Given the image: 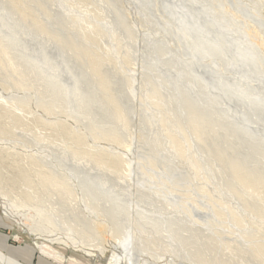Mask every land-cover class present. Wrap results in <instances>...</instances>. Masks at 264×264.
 Masks as SVG:
<instances>
[{
	"label": "rangeland",
	"instance_id": "374dc122",
	"mask_svg": "<svg viewBox=\"0 0 264 264\" xmlns=\"http://www.w3.org/2000/svg\"><path fill=\"white\" fill-rule=\"evenodd\" d=\"M25 1L26 5L24 6L27 8L26 11H29L28 15L42 22L51 32L63 36L67 41H70V44L61 46L53 41L50 38L51 36L36 34L29 28L28 21L20 22L17 14L8 16L7 14H9L11 9L7 6L6 0H0V28L3 30L2 33H11L15 37V45L11 47V52L18 57L25 56L27 58V55H30L35 62H38V66L44 75L54 77L58 83L68 89L70 94L73 87V78L79 80L81 84H86L93 79L87 63L75 53L76 47L82 50L85 48L88 51H94L98 58L104 60L102 70L113 81L111 94L117 98V103L128 112V117L132 116V119L128 129L122 131L124 139H126L124 145L116 144V142L110 140H95L94 133H90L88 128L94 123L96 127L104 126L109 129L113 122V118L109 114L110 106L105 110L100 104L93 103L89 107L94 114V120H90L81 113L82 109L75 108L71 97L65 100L64 106L56 107L51 112L39 106L35 96L33 97L32 95L26 97L24 104L16 103L15 100L21 99V95L24 97L23 94L28 92L17 90L13 82L9 83L5 75L0 73V189L2 193L11 197L16 195L21 197L24 193H32L34 196H38L40 199V202H38L45 207L46 213L49 211L56 212L54 214L57 216L53 219L56 228L65 231L66 227L61 220L62 216L64 217L63 220H69L70 223L75 220L76 228L79 227L77 224L81 222V219L88 224L95 221L93 215H96L98 219L103 218L93 210L91 202L86 199L87 196L83 192V184H86L85 179H88L89 184L92 183L98 187H104L110 195L114 196L116 203H121L127 208L126 216H120L121 214L119 213L120 219H118V223H122L124 228L126 222L132 218L133 224L136 225L137 235L140 238L138 242L140 248L147 249L152 255H161L163 257L162 260H159L160 262L154 261L155 263H165L169 254L180 252L179 246L172 243V239L169 238L168 234L163 232L162 235H159L152 232L151 226L155 217L165 216L170 219H179L184 226L192 230L197 229L213 238L212 240L215 242L214 254L217 252L220 258L228 255L227 259L233 260L234 264H247L235 255L236 251L233 248V244L229 242L234 243L238 247H246L248 244L242 235L252 234L254 244L257 246L264 244V219L259 220L258 215L246 211L234 194L227 192L221 187L220 174L212 172L209 168L202 170L200 180L190 174L193 172L190 169L192 167L190 166L189 168L190 164L187 159L195 158L202 163L206 161V155L199 152L198 145L193 138L186 136L184 141L186 152H184L185 157L182 158L174 153L168 137H163L168 127L172 130L174 129L173 124L178 122V120L181 121L179 123L183 126L186 123L185 118L180 115L182 105L177 100V96L182 93L179 94V91L186 92L192 99L202 101H207L208 97L215 93V90L210 87L203 89L197 87L190 77L191 82L185 83V78L183 77L178 81V84L184 86V90L179 88L175 82H171L172 78L169 74H178L180 70L185 68L189 69L191 73L201 74L200 67L195 64H187L185 60L180 58L181 56H178L179 48L171 47V50L165 51L161 57L151 53V44L146 50L144 49L142 40L144 35L151 29L153 32H160L158 29H163L161 17H168L175 21L174 17H169L166 11H162L164 6L171 5L170 1L138 0L141 8H143L150 19L141 25L143 27L140 28H138V24H134L129 20L125 7L118 10L119 15L124 17L127 25L135 30L136 38L131 41H128L123 29L116 26L119 15L114 14L113 7L120 4L117 0H39L40 4H43L46 8L45 11L41 10L33 2L34 0ZM218 1L219 6L215 11V15L221 17L219 19L223 24L227 23L230 26L229 38L242 42L244 49H248L251 43L255 46V51H252L253 60L250 63L249 72L255 76L264 75V41L256 38L249 39V33L245 29V25L249 28L250 24H254L264 30V0ZM178 3H180L182 10H193L194 5H197L198 11L201 12L200 5L196 2H180L178 0ZM235 5L238 6V9L235 8ZM3 7H7V10L5 11ZM239 7L243 11H240ZM231 8L237 10L238 15L245 12L247 16L241 15V17H246L244 21L241 17L239 19L233 18L235 20L233 21L232 17L228 16L226 12V10H229L234 13ZM197 16L200 17L199 14ZM82 18H84V21L96 22L98 26L96 28H88L83 24ZM197 24L203 27L205 24L204 19H199ZM165 33L167 36H163V38L168 39L163 40L173 41L175 39L171 29ZM197 33L195 31L189 35L187 33L181 34L182 38L180 40L182 42L191 41ZM112 34L116 36V41L111 39ZM85 37L93 39L94 42H88ZM147 38L151 39V37ZM211 39L210 37L209 41ZM252 40L255 41L252 42ZM175 42L179 43L177 40ZM218 44L221 50V63L231 64V58L234 55L233 47L225 42H218ZM172 45L174 46L175 44L172 43ZM117 51L119 54H117ZM125 55L130 59L127 62L123 59ZM136 55L141 58V65H138L135 76L133 74V63L135 64L134 58ZM43 56L46 62L42 59ZM162 58H168L172 62L171 67H169L170 71L167 74H160L161 66L159 65V60ZM147 65L150 66L152 72L146 74L143 71V67ZM1 71L7 72L8 70L3 69ZM157 74L167 81L168 92H166L164 86L158 85ZM133 76L136 77V80H134L136 87L132 88V93L129 86H126L125 83L130 77L133 79ZM234 78L237 79L233 74L225 70L223 65L216 70L213 76L211 74L205 75L207 83H211L208 81L212 79L213 81L218 80L223 86L236 84L235 87L222 91L217 102L208 106L223 111V115L229 120H233V123L242 126L250 134L264 139V93L260 94L246 85L241 87L233 82L232 79ZM151 87L159 88V93L164 92L165 96L174 94L173 99H176V101L171 99L165 102L162 109L149 103L148 93H151ZM88 90H90L89 95L93 97L95 89L88 87ZM105 98L107 99L106 96ZM253 101H257V105H253ZM148 106L151 108H148ZM143 107H146V111L141 114V108ZM160 111L163 116L169 119L168 124L162 123V125L156 119L158 118L157 114L161 116ZM69 113L74 114L75 118H72ZM149 118L152 119L151 122H149ZM145 125L148 126L145 127ZM76 135L81 136L82 141L76 142L73 140ZM130 137H134L132 139L133 148L128 152L125 145L131 142ZM148 149L157 153L156 159H160V157L165 159L169 167L177 165L172 166L176 167L177 171L180 170L177 173L178 175L174 173V176L177 175V177L172 180L167 179L166 175L161 173L160 167H164L161 166L160 160L159 164L153 168L154 174H152L153 176L159 174V178L158 176L147 178L141 173L134 175L136 162L146 156ZM112 154L117 155L115 159L109 156ZM119 156L123 160L132 163V170L134 171L132 176L129 177L126 174V166L124 165L126 161L122 163ZM185 159L186 161H184ZM104 167H114L115 170L114 172H108V169L106 170ZM48 169L60 170L58 176L68 179L67 182L58 180L55 184H69L71 188L70 194L59 192L54 188V185L48 186L47 191H37L41 187L40 182L38 183L36 172L41 171L44 175ZM24 173H29L30 183H27L23 177ZM101 175L104 178L103 180H101ZM189 176H192V178ZM163 179L169 182L166 185L169 190L172 187L174 188L173 191L176 194L172 196L169 194V197L171 196L174 199L173 204L165 196L166 193H169L168 189L163 187L160 191H156L158 185L164 184ZM206 179H208V183H206ZM172 181H175V183H170ZM130 185L133 188H130ZM202 188L208 192L211 198L219 199L221 208H234L237 211L241 223L239 227L231 225V219L227 215H224L223 220L214 218L212 209L199 191ZM216 188H218L219 192L216 191ZM126 190L130 191L132 196L130 194L126 196ZM162 199L168 200L170 205ZM192 199L199 201L203 208H192ZM101 201L105 200L100 199L96 203L99 204ZM109 203L111 205L110 201ZM136 203L139 214L133 210ZM103 204V202L100 203V205ZM106 207L107 205L104 206V208ZM184 207L190 210V213L197 219L209 218L211 220L209 221L210 224H200L190 220L189 215L183 209ZM0 212L6 219L15 241L29 242L38 252L65 264H102L94 262L83 253L73 251L62 243H52L45 239L33 240L21 225L3 214L1 207ZM140 214L146 216L147 219L142 218ZM139 224L142 225L140 226ZM89 232L91 234L88 233L86 235L87 239L93 241L102 240L99 234L89 238L88 236L93 234L91 230ZM107 233L105 235L108 239L110 233ZM148 236L152 241L146 243ZM226 241L229 248L224 247ZM167 244L171 246L172 251L166 248ZM217 254L215 255L219 258ZM144 257L152 260L149 254H144ZM150 260L149 263L154 264ZM176 263L193 264L187 260L183 261L180 259H177Z\"/></svg>",
	"mask_w": 264,
	"mask_h": 264
},
{
	"label": "bare ground",
	"instance_id": "6f19581e",
	"mask_svg": "<svg viewBox=\"0 0 264 264\" xmlns=\"http://www.w3.org/2000/svg\"><path fill=\"white\" fill-rule=\"evenodd\" d=\"M6 1L7 6L11 9L9 14H7L8 16H14L17 14L18 20L22 23L28 21L30 26L29 28H31L36 34L51 36L50 38L61 46H68L70 44V41H67V39L63 38V36L51 32V30L48 29L42 22H39L34 17L28 15L29 11H26L27 8L24 6L26 5L25 0ZM117 1L120 4L113 7L114 14L119 15L118 10H121L125 7L129 20L134 24H138V28L143 27L141 25L147 22L149 16L146 14L143 8H141L140 1ZM169 1L171 5L163 4L166 6L163 7L162 11H166L169 17H174L175 21H172V19H169L168 17H161L163 29H158L160 32H153L151 29L146 35H144L142 38L144 42V49L146 50L151 44V53L161 57L164 55L165 51H168L169 49L171 50V47L179 48L180 50H178V56H181L180 58L185 60V63L190 65L195 64L197 67H200L201 74L199 73V75L191 73L189 69L185 68L180 70L178 74L171 75L170 73L169 75L172 78L171 82L178 84V81L181 79V77H183L185 78V83H187L189 81L191 82V78L197 87L202 89L205 87H210L211 89L215 90V93L212 96H209L207 101H202L198 99H192L186 92L179 91V94L182 93L180 96H177V100H179L182 105L180 108V115L185 118L186 123H184L183 126L181 123H179L181 121L178 120V122L173 124L174 129L172 130L168 127L163 137H168V141L170 142L174 153L182 158L185 157L184 152H186V146L184 143L186 136L193 138L198 145L199 152L206 155V161L202 163L195 158L187 159L190 164H188L189 168L190 166L192 167L190 169H192L193 173L190 174H192L198 180L201 179L202 175L200 174L205 168H209L212 172L220 174L221 187L227 192L234 194L246 211H249L251 214L258 215L257 217L260 218L258 219L262 220L264 219V139H260L259 137L250 134L242 126L238 125L237 123H233V120H229L223 115V111L208 106L217 102L222 91L233 88L236 84L233 83L231 86H223L218 80L213 81L210 79L208 82L211 83H207L205 81V75L211 74V76H213L216 70L223 65L225 70L237 78L232 79L233 82L237 83L241 87L246 85L254 91L263 94L264 75L261 74L259 76H255L249 72L250 63L253 60L252 51H255V46L253 43H251L248 49H244L242 42H238L229 38L228 34L231 31L230 26L226 22V24H223V22L219 19L221 17L215 15V11L219 6L218 0H179L180 2H196L198 5H200L201 12L198 11L197 5H194L193 10H182L178 0ZM33 2L38 5L41 10L45 11L46 8L43 4H40L39 0H34ZM237 7L238 6L235 5V8ZM3 8L5 11L7 10V7ZM239 10L243 11L241 8ZM232 11L234 13L226 10L228 16L232 17L233 21H235L233 18L239 19L241 15L247 16L245 15V12L241 15H238V11L234 8ZM197 14H199L200 17H198ZM244 16L241 17L243 21L246 18ZM199 19H204L205 24L203 27L198 26L197 21ZM82 22L88 28H96L98 26L96 22L92 23L84 21V18H82ZM116 26H119L123 29L128 37V41L134 40L136 38L135 30L131 26L127 25L122 15H119V19L116 21ZM249 28L245 25V29L249 33V39L256 38L264 41V30L261 27L258 28L256 25L250 24ZM170 29L172 30L175 39L173 41L163 40L168 39L163 38V36L166 37L167 34L165 32H168V30L170 31ZM195 31L198 33L195 34L193 40L186 42H182L180 40L182 38L181 34L187 33V35H189ZM2 32L3 30L0 28V70L7 69L8 71H1L0 73L5 75L9 83L13 82V84L17 87H15L17 90H24L28 92L23 94L24 97L21 95V99L15 100L16 103L18 102L24 104V101L27 99L26 97L32 95L33 97L35 96V100L39 106H41L46 111L51 112L56 107L64 106L63 103L65 100H67L68 97H71L74 101L73 105L75 108L79 110L82 109L81 113L90 120H94V114L89 107L93 103L100 104V106L104 107L105 110L108 108V106H110L109 114L113 118L112 126L107 129L104 126L96 127L94 123H92L91 127L88 128V131H90V133H94L95 140H110L116 142V144H125L126 139H124L122 131H126L129 125H131L132 116L128 117V112L117 103V98L111 94V91L113 90V81H111L107 74L102 70V65L104 63L103 59L98 58L97 54H95V52L92 50L88 51L85 48L82 50L76 47L75 53L87 63L89 66L88 70L91 71L90 74L93 79H91V81L87 82L86 84H81L79 80L73 78V87L69 94L68 89L58 83L54 77L44 75L38 66V62H35L30 55H27V58L25 56L18 57L13 52H11V47H14L15 45V37L11 33L3 34ZM147 37H151V39ZM210 37L212 38L211 41H209ZM85 38L88 42H94V40L91 38ZM111 39L113 41L117 40L114 34H112ZM175 40H177L179 43H176ZM217 41L225 42L227 45L233 47L234 55L231 58V64L221 63V50ZM253 41L255 40H252V42ZM172 43L175 45L173 46ZM117 54H119L118 51ZM42 59H44V62H46L44 56ZM123 59L125 62L130 60L127 58V55H125ZM134 59L135 64L133 63V74L136 76V69L139 67L138 65H141V58L137 57L136 55ZM159 62V65L161 66L160 74H167V72L170 71L169 67H171L172 64L171 60L168 58H162L159 60ZM143 71H145L146 74L152 72L149 65L144 66ZM156 77L158 80V85L164 86V89L166 92H168L169 88L167 86V81L158 74ZM134 80H136V77L133 79L130 77L125 83L126 86H129L132 93V88L136 87ZM178 86L184 90L183 85L178 84ZM88 87L95 89L93 91V97L89 95L90 90H88ZM158 90L159 88L151 87V93H148L149 98H147L149 103L159 106L162 109L163 104L173 99L174 94H172V96L170 94L165 96L164 92L160 94ZM173 100L176 101V99ZM257 103V101H253L252 104L257 105ZM148 108L151 107L148 106ZM141 109V114L142 112L146 111V107ZM69 115L72 118H75L74 114L69 113ZM157 117L158 118L156 119H158L161 124H168L167 122L169 119L163 116L162 112L161 116L157 114ZM151 121L152 119L149 118V122ZM147 126L148 125H145V127ZM167 131H169V133H167ZM132 139H134V137L131 138V142H128L125 145L126 151L128 152H130L133 148ZM73 140L80 142L82 141V137L76 135ZM156 155L157 153L154 150L148 149L146 151V156L140 158L139 161L136 162V170L134 168V175H136V173H141L147 178L157 177L159 174L156 176L152 175L154 174L153 168L159 164L160 160L161 166L164 167H160L161 173L165 174L167 179L172 180L177 177V173L180 170L177 171L175 169L176 167H172L177 165H171L169 167L165 159H161V157L160 159H156ZM109 156L115 159L117 155L112 154ZM120 159L122 163L123 161H126L121 157ZM184 161H186V159ZM124 165L126 166V174H128L129 177L132 176L134 172L132 170V163L130 161H126V164ZM104 168L106 170L108 169V172H114L115 170L114 167ZM59 172L60 170L50 169H48L44 175L41 171L36 172V176H38V183L40 182L41 187V189H37V191H47L48 186L54 185V188H56L59 192H66L67 194H70L71 188L69 187V184H55L58 180L66 182L68 181V179H63V177L58 176ZM174 173L177 175L174 176ZM28 174L29 173H24L23 177L27 183H30L31 178ZM189 177L192 178V176ZM103 179L104 178L101 175V180ZM166 181L167 180H164V184L157 186V192L163 187L168 189V186L166 185L169 182ZM205 181L208 183V179ZM85 183L86 184H83V192L85 196H87L86 199L91 202L93 210L99 213V215L104 219H98L96 215H93V219L95 221H92L88 224H86L85 220L81 219V222L77 224L80 228L75 227V220L70 223L69 220H63V216L61 220L66 227L65 231L56 228L53 220L57 216L54 214L56 212L49 211L46 213L45 207L42 205V203H39V197L36 195L34 196L32 193H24L21 195V197L17 195L11 197L2 193L0 189V207L3 211V214L15 221L17 224L21 225L33 240L45 239L52 243H62L63 245L71 248L73 251L83 253L85 256L90 257V259H92L94 262H100L102 264H150V259L145 258L144 254H149L152 258L150 261H152L154 264H157V261L162 260L163 257L161 255H152L147 249L140 248L138 243L140 238L137 235L136 225L133 224L132 218L126 222L124 228L122 223H118L120 214V216L127 215V208L121 203H116L114 201V196L110 195L104 187L101 188L97 185H93L92 183L89 184L88 179H85ZM170 183L173 184L175 181ZM131 187L133 188L132 185H130V188ZM173 190L174 188L172 187L170 190L168 189L169 193L165 194L166 198L172 202L171 204L174 203V199L171 196L176 194ZM199 191L212 209L214 218L223 220L224 215H227L231 219V225L236 227L240 226V218L234 208L223 209L221 208L219 199L211 198L208 195V192H206L203 188ZM216 191L219 192L218 188H216ZM37 193L39 194V192ZM129 194L130 191L126 190V196H129ZM169 194L171 195L170 197ZM100 199L105 200L101 201L104 203L103 205H100L101 202L99 204L96 203ZM162 200L166 201L167 204L170 205L168 200ZM109 201L111 202V205ZM106 205L107 207L104 208ZM136 205L137 203L135 204L133 210L139 214L140 212ZM191 206L192 208H203L199 204V201L195 199H192ZM183 209H185L186 214L189 215L187 216L190 217V220L199 222L200 224H210L209 221L211 220L209 218L197 219L186 207ZM140 216L147 219V217L143 216L142 214H140ZM139 225L141 226L142 224ZM151 227L153 229L152 232L155 234L162 235L163 232L168 234L169 238L172 239V243L178 245L180 248L179 253L173 252L174 254H169L166 262L161 264H178L176 263L177 259L183 261L187 260L193 264H234L233 260L227 259V257H229L228 255L227 257L220 258L219 254L216 252L215 254L219 256L218 258L214 254L215 242H213V238L197 229L192 230L184 226L183 222L179 219H170L165 216H156ZM89 230H91L94 234L88 236L89 238L99 234L102 240L93 241L87 239L86 235L90 233ZM108 231L110 235L107 239L105 234ZM242 236L248 244L246 247H238L234 243L229 242L233 244V248L236 251V254H234L247 264H264V244H260L259 246L254 244L252 240V234H243ZM151 241L152 240L149 239L148 236L146 243ZM221 244L223 245V243ZM227 244L228 243L226 241V243H224V247L226 246L229 248ZM166 248L169 251H172L169 244H167Z\"/></svg>",
	"mask_w": 264,
	"mask_h": 264
},
{
	"label": "crops",
	"instance_id": "0c3cea01",
	"mask_svg": "<svg viewBox=\"0 0 264 264\" xmlns=\"http://www.w3.org/2000/svg\"><path fill=\"white\" fill-rule=\"evenodd\" d=\"M0 212V264H65L48 257L26 241L17 242Z\"/></svg>",
	"mask_w": 264,
	"mask_h": 264
}]
</instances>
